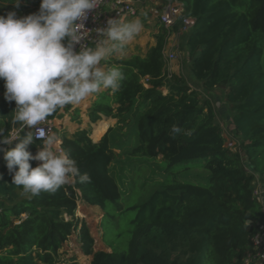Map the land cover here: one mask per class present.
I'll use <instances>...</instances> for the list:
<instances>
[{
	"label": "trees",
	"instance_id": "16d2710c",
	"mask_svg": "<svg viewBox=\"0 0 264 264\" xmlns=\"http://www.w3.org/2000/svg\"><path fill=\"white\" fill-rule=\"evenodd\" d=\"M179 1L182 16L195 20L182 36L187 73L184 65L167 71L163 27L144 55L113 60L126 79L118 92L99 93L87 115L90 122L115 118L125 135L120 145L132 138L135 145L118 154L112 127L95 142L84 129L61 134V150L91 183L72 178L56 193L0 205V264H58L73 233L89 264H241L252 250L251 238L264 221L252 193L256 182L264 188V0ZM15 3L0 0V15L15 10L20 16ZM216 88L228 107L227 130L211 100ZM0 126L9 129L7 122ZM224 131L239 139L238 151L225 147ZM30 150L35 154V145ZM159 156L166 176L146 198L121 205L129 198L122 199L117 181L124 179L119 159L132 164L131 158ZM191 168L208 176L202 183L176 177ZM0 173L9 174L4 160ZM79 204L102 213V241L110 251L93 249L86 222L75 216Z\"/></svg>",
	"mask_w": 264,
	"mask_h": 264
},
{
	"label": "clouds",
	"instance_id": "9594fccd",
	"mask_svg": "<svg viewBox=\"0 0 264 264\" xmlns=\"http://www.w3.org/2000/svg\"><path fill=\"white\" fill-rule=\"evenodd\" d=\"M99 2L40 0L37 12L18 16L13 10L0 15V80L5 101L16 105L14 127L6 132L0 126V153L11 183L32 197L56 193L72 178L91 183L90 174L82 173L77 161L56 147L57 135L44 125L58 110L79 105L101 90L118 92L126 79L120 67L105 69L102 62L123 54L144 25L139 18L125 21L117 13L97 28L94 45H85V22ZM20 4L16 0L15 8Z\"/></svg>",
	"mask_w": 264,
	"mask_h": 264
},
{
	"label": "rangeland",
	"instance_id": "374dc122",
	"mask_svg": "<svg viewBox=\"0 0 264 264\" xmlns=\"http://www.w3.org/2000/svg\"><path fill=\"white\" fill-rule=\"evenodd\" d=\"M143 16V24L145 26H149V24H146L145 21L148 19V16L146 14ZM154 27L156 24H153ZM159 31V28L157 29V32ZM182 40L183 37H179L176 42L179 43V49L177 50V60L174 61V64L178 67L180 65H184L183 71L186 74V65L185 62L183 64V61L185 60L186 56L184 53H182ZM263 64H264V56H263ZM211 100L214 102L216 111H217V121H219V124L221 125L222 129L224 128L227 130V122H223V117L227 115L228 113V107L223 99V93L220 88H216L215 93L211 95ZM223 113V114H222ZM55 130H53V133ZM225 133V132H224ZM109 136L111 139V142L113 146L116 147V151L119 152L118 154L122 153L121 150H127L128 148L135 145V138L131 139V142L129 145L124 141L121 145L120 142L124 140V132H121L115 127V125L112 127V129L109 132ZM133 163L129 164L128 161L123 157L119 159V161L123 162L125 166H123V169H120L123 171L124 179L120 182L119 179L118 184L121 187V194L122 199L129 198L128 202H121V205L125 206L126 204H130L134 201H140L148 196V194L158 186L159 181L166 176L165 172V162L161 161L160 156L158 159H144L142 157L137 158H131L129 159ZM148 160L146 163L141 164V161ZM118 165L116 166L115 170L117 171ZM176 177L180 178L181 176H185L187 179H190L194 182L202 183L206 177L208 176V171L202 168H191L185 172H176ZM135 178V180L132 178ZM70 182L72 179L69 180ZM27 196L26 193H21L18 189L15 190L14 194V201H18L22 197ZM10 200H13L12 197H10ZM0 201L2 202H9L4 197H0ZM1 202V203H2ZM2 205V204H0ZM75 216L80 217L82 220H84L88 226V229L93 237L94 250H104V251H110V249L103 243L102 241V229L100 227V221L102 217V213L97 211L96 209L92 207H87L85 205L79 204L75 213ZM71 234L70 238H68V241L63 243L62 247L60 248V252L62 254L63 259H78L75 261H79L82 263V256L80 254V246L79 242L74 238ZM89 259L91 260V256H88L83 261L84 264H88ZM62 264H65L63 262Z\"/></svg>",
	"mask_w": 264,
	"mask_h": 264
},
{
	"label": "built area",
	"instance_id": "2783aa9c",
	"mask_svg": "<svg viewBox=\"0 0 264 264\" xmlns=\"http://www.w3.org/2000/svg\"><path fill=\"white\" fill-rule=\"evenodd\" d=\"M140 10L144 11V13L148 16V19L152 22L167 30L166 44L169 42L170 37L175 38L172 45V48L175 49V51H167L164 48V58L168 68L171 61H176L178 59L177 50L179 49V43L176 42L177 39L184 36V34L193 27L195 21L193 17L182 16L183 4L179 0H100L95 13L90 14L89 19L85 22V26L87 27L85 29L87 33V38L84 41L85 45H94V42L98 39L97 28L106 26V21L109 18H116L117 13H119L120 19L124 17H134ZM176 24H178V28L173 30ZM177 70H179V66L177 67ZM59 111L61 110H58L57 112ZM53 115L46 120L44 125L50 129L51 132H53L55 127ZM224 132L223 136L225 138V147L233 152L238 151L239 139L231 136L228 132ZM58 149L61 150L60 147H58ZM252 193L260 201L261 209L264 213V188L256 182L253 186ZM73 234L74 235L72 236L77 240L75 233ZM70 236L68 238H70ZM68 238L65 242L68 241ZM251 245L252 250L248 253L247 257L241 264H264V221L257 225L256 232L251 238ZM59 253L60 262L58 264H62L63 262H65V264H68L69 262L84 264L83 261L88 257V255L83 254L80 250V254L82 256V263H80L79 261H75L78 259H63L60 251Z\"/></svg>",
	"mask_w": 264,
	"mask_h": 264
},
{
	"label": "crops",
	"instance_id": "0c3cea01",
	"mask_svg": "<svg viewBox=\"0 0 264 264\" xmlns=\"http://www.w3.org/2000/svg\"><path fill=\"white\" fill-rule=\"evenodd\" d=\"M16 1V0H15ZM40 0H21L20 7L16 10L19 11L20 16L28 15L34 12H37L39 9ZM146 13L144 11H139L138 14L134 17H124L122 18L125 21H132L136 18H139L143 23V16ZM146 24H149V26H145L142 29V31L137 35V37L131 41L127 46L123 54L116 53L109 57L106 61L102 62V65L105 69L108 67H113L114 59H128L132 55L138 54V55H144L147 51V49L155 44V34L157 33V29L159 26L152 22L150 19H146ZM153 24H156L154 27ZM178 40V39H177ZM175 41L174 37L169 38V42H167L165 49L175 51L173 49L172 45ZM168 72H177V66L174 64V61H171L170 66L167 68ZM5 89L0 92V122H7L9 124V127H14L12 125V118L14 116V109L16 107L15 102L8 103L4 99V93ZM105 90H101L103 92ZM99 92V93H101ZM94 94L87 98L85 101H83L79 105L75 106H66L61 111L55 113L53 115L54 120V132L58 137V143L56 147H60V135L63 133H66L68 135L73 134L74 132L78 130H88L90 132V138L92 141H98L101 136L108 130V128L113 127L116 125V119L115 118H103L97 122H90L87 110L91 103L96 99V96L99 94ZM223 114V113H222ZM226 116L223 117L224 122L227 124V127L230 129L232 128V125L230 124L229 120H226ZM104 124V127L101 128V124ZM96 126V127H95ZM105 129V130H104ZM94 137V138H93ZM97 137V138H96ZM3 164V154L0 153V167ZM1 174V173H0ZM17 188L14 184L11 183V174H3V180H0V197H4L9 202H2L0 201V204L6 205L10 203L11 201H14V194L15 190ZM12 197L13 200H10ZM2 202V203H1Z\"/></svg>",
	"mask_w": 264,
	"mask_h": 264
},
{
	"label": "bare ground",
	"instance_id": "6f19581e",
	"mask_svg": "<svg viewBox=\"0 0 264 264\" xmlns=\"http://www.w3.org/2000/svg\"><path fill=\"white\" fill-rule=\"evenodd\" d=\"M104 124L106 125V123H103L102 122V124H101V128H103L104 127ZM96 127V126H95ZM105 128V127H104ZM105 130V129H104ZM94 138V137H93ZM97 138V137H96Z\"/></svg>",
	"mask_w": 264,
	"mask_h": 264
}]
</instances>
